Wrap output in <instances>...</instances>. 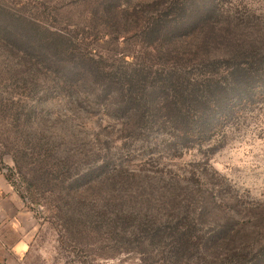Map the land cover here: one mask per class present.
I'll return each mask as SVG.
<instances>
[{
  "label": "rangeland",
  "instance_id": "374dc122",
  "mask_svg": "<svg viewBox=\"0 0 264 264\" xmlns=\"http://www.w3.org/2000/svg\"><path fill=\"white\" fill-rule=\"evenodd\" d=\"M263 29L264 0H0V170L33 225L18 263L167 264L134 241L133 221H117L114 193L99 183L114 166L132 175L126 182L150 174L222 182L224 202L242 201L244 235L263 228L264 88L228 82L226 97L242 95L244 105L223 121L209 115V139L182 142L176 153L174 137L124 130L104 107L116 100L103 95L110 73L149 85L170 66L211 77L204 65L225 58L230 38L257 40ZM212 255L178 264H216Z\"/></svg>",
  "mask_w": 264,
  "mask_h": 264
},
{
  "label": "trees",
  "instance_id": "16d2710c",
  "mask_svg": "<svg viewBox=\"0 0 264 264\" xmlns=\"http://www.w3.org/2000/svg\"><path fill=\"white\" fill-rule=\"evenodd\" d=\"M241 36L229 39V53L217 61L220 63H205L204 67L214 68L211 77L196 76L176 66L160 72L156 85L142 83L143 79L125 73L105 74L111 84L103 95L116 100L105 104L108 115L122 121L126 125L124 130L145 134L150 140L174 137L179 140L172 145L175 153L185 142L206 141L210 136L202 129L209 115L218 113V120L223 121L228 118L225 112L231 114L245 103L242 95L226 97L232 87L247 92L264 88V36L257 40ZM92 77L97 79V74ZM228 82L232 84L230 90ZM238 99L240 102L234 106ZM125 170L116 166L106 168L99 183L114 193L119 206L115 216L120 225L133 221L137 225L130 233L134 241L164 255L167 264L195 260L196 252L210 254L212 258L214 253L216 264H264V227H260L262 231L251 230L248 237L244 235V224L236 216L242 201L232 196L231 202H224L225 184L185 185V179L178 175L166 178L156 174L138 175L135 182H126ZM205 174L208 179L210 175ZM109 176L115 179L111 186L105 182ZM205 186L210 187V195H206ZM256 219L264 222L260 214Z\"/></svg>",
  "mask_w": 264,
  "mask_h": 264
},
{
  "label": "crops",
  "instance_id": "0c3cea01",
  "mask_svg": "<svg viewBox=\"0 0 264 264\" xmlns=\"http://www.w3.org/2000/svg\"><path fill=\"white\" fill-rule=\"evenodd\" d=\"M23 199L0 170V264H19L28 248L32 216Z\"/></svg>",
  "mask_w": 264,
  "mask_h": 264
}]
</instances>
